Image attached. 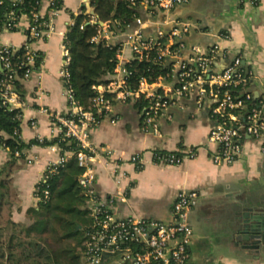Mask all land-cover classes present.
Returning a JSON list of instances; mask_svg holds the SVG:
<instances>
[{
	"label": "built area",
	"instance_id": "1",
	"mask_svg": "<svg viewBox=\"0 0 264 264\" xmlns=\"http://www.w3.org/2000/svg\"><path fill=\"white\" fill-rule=\"evenodd\" d=\"M36 1L37 6L30 13L17 16L11 10L3 28L17 30L21 17L26 15L29 23L24 30L25 44L16 47L0 43V68L4 73L0 80V96L10 110H20L17 114L20 120L23 112L19 107L21 97L15 81L29 79L42 64L44 55L33 44L56 32L55 20L62 9L61 0H48L45 11V0ZM125 1L134 10L129 21L101 22L96 15L89 14L91 19L87 23L99 25L92 42H105L118 48L115 69L107 82L93 86L97 94L92 98L89 109L79 105L75 99L69 71L71 53L67 42L63 43L59 75L65 88L67 109L50 115L58 129L56 137L60 141L72 139L81 149L78 152L62 151L60 141L54 143L51 149L61 153L47 164L36 191L47 185L43 189V198L48 199V181L61 172L72 156H76L78 165L84 169L79 182L88 199L85 208L92 217V223L85 227L83 257L86 264H103L108 260L112 264H123L128 260L133 264H195L191 248L196 238L188 216L199 200V192L180 190L173 204L172 220L168 222L117 216L116 201H125L129 191L108 195L101 194L95 187L96 173L92 163L101 154L91 142V130L104 119L117 121L118 116L114 113L117 103L143 101L140 112L144 128L146 131L153 128L157 133L162 119L173 118V107L185 109L186 101L193 99L198 109H208L213 121L208 140L216 144L217 149L211 154L212 161L217 165H231L241 157L248 136L260 138L264 134V107L254 101L249 91L250 79L241 57H234L224 68L217 69L214 63L222 49L219 43L205 50L198 44L189 45L185 41L194 24L175 12L189 0ZM251 1L255 3L258 0ZM223 37L229 39V35ZM133 61L147 63L149 71L154 72L152 66H159L165 72L154 79L143 75L138 86L134 87L131 82L134 71L130 68ZM42 111L49 113L47 108H42ZM31 125L36 126V121ZM15 133L21 135L18 129ZM37 141L41 144L45 140L38 137ZM0 145L10 152L2 138ZM103 151L108 158H115L114 174L123 175L122 164L119 163L121 157L116 159V150L106 147ZM21 154L27 157V150L15 151V156L20 157ZM197 154L198 148L192 147L186 153L155 152L154 155L156 163L178 165ZM34 159L30 157L27 162L31 164ZM129 161L138 168L144 165L143 156L139 153L133 154ZM118 252L124 253L120 260L115 257Z\"/></svg>",
	"mask_w": 264,
	"mask_h": 264
},
{
	"label": "crops",
	"instance_id": "2",
	"mask_svg": "<svg viewBox=\"0 0 264 264\" xmlns=\"http://www.w3.org/2000/svg\"><path fill=\"white\" fill-rule=\"evenodd\" d=\"M62 9L55 20L56 32L49 38L37 40L33 46L44 59L36 72L22 81L23 116L21 138L25 142L53 140L58 133L50 113L67 109L64 84L59 75L62 46L75 24V16L83 11L86 0H61ZM48 6L44 1L43 10ZM87 12V11H86ZM191 20L193 30L185 36L189 44L203 49L219 43L221 51L215 67L222 69L234 57H241L249 75V91L264 107V0H189L176 12ZM189 20V21H190ZM29 23L23 15L17 30L0 31V43L22 47L26 42L24 30ZM229 35V39L223 37ZM47 108L49 113L42 111ZM172 119H162L157 133L144 128L140 108L133 103H117L116 122L104 119L91 130V142L101 156L92 167L96 173L95 187L101 194H116L128 190L125 201L117 200L115 211L119 217L171 221L173 204L180 190L199 192L197 204L190 210L188 221L195 233L191 248L195 264H264V248L247 247L239 235L244 220L258 219L264 227V134L260 138L248 136L239 160L231 165H217L211 154L217 145L209 142L213 123L206 108L198 109L194 100L186 101V108L173 107ZM36 121V126L31 122ZM49 145L33 144L25 159H17L11 173L12 218L29 222L28 210L37 207L36 187L47 164L60 153ZM112 148L122 164L123 175L114 174L115 158H108L103 149ZM197 147L195 158H187L178 165L155 162V152L186 153ZM143 156L144 165L138 168L130 162L133 154ZM10 152L0 145V169L10 160ZM35 157L29 164L27 159Z\"/></svg>",
	"mask_w": 264,
	"mask_h": 264
},
{
	"label": "trees",
	"instance_id": "3",
	"mask_svg": "<svg viewBox=\"0 0 264 264\" xmlns=\"http://www.w3.org/2000/svg\"><path fill=\"white\" fill-rule=\"evenodd\" d=\"M0 4V30L4 28L8 21L11 10L17 16L30 13L37 6L36 0H1ZM95 8L96 16L99 21L107 22L110 20H130L134 10L129 7L125 0H89ZM91 19L86 12L85 6L79 15L75 16V24L69 29L65 41L71 53V63L69 71L71 83L74 89L75 99L79 105L85 109L91 106V100L97 92L94 85L107 82V78L113 73L117 62V46H108L105 42H92V38L97 34L99 25L87 23ZM84 24V27L81 26ZM130 68L134 71L131 78L132 85L138 86L141 76L147 75L154 79L165 69L159 66H152L154 72L149 71L150 66L145 62L133 61ZM4 73L0 68V80ZM21 80L15 81V86L23 99V86ZM255 101V100H254ZM257 102V101H255ZM145 102L140 101L134 104L140 108ZM19 109L10 110L3 104L0 96V138L10 148V160L0 169V264H62L61 256L57 254L45 242L44 234L47 226L43 217H49L54 211L61 215L56 216L65 227L64 238H71L84 231L85 227L76 218H66L77 212L82 213L86 210L85 206L78 205L82 199L79 195L81 186L79 177L84 171L78 165L76 156H72L66 166L61 169L48 181L50 195L48 199L43 197V189L47 185L40 186L36 191L38 198L37 207H32L28 213L32 216L29 222H18L12 218L11 210V173L17 159H25V155L15 156V151L23 152L33 144L40 143L37 140L25 142L20 134H16L18 129L21 131V120L17 118ZM60 138L56 137L51 141L45 140L42 145L59 143ZM62 151L70 150L78 152L81 147L72 139L60 141ZM40 197V198H39ZM56 201V203L54 202ZM81 225L80 229L77 227ZM84 248V247H83ZM73 248H67L62 252H71ZM103 264H112L109 260Z\"/></svg>",
	"mask_w": 264,
	"mask_h": 264
},
{
	"label": "rangeland",
	"instance_id": "4",
	"mask_svg": "<svg viewBox=\"0 0 264 264\" xmlns=\"http://www.w3.org/2000/svg\"><path fill=\"white\" fill-rule=\"evenodd\" d=\"M190 20V19H189ZM191 21V20H190ZM193 23V22H192ZM79 195L82 196V199L77 202V206L82 205L86 206L88 204V199L84 195V191L81 188ZM56 203V201H54ZM49 215V217H43L42 219L46 223L47 231L43 235L45 242L54 250L57 254L61 256L62 264H86L83 257V247L85 244V233L84 231L80 232L78 235L71 238H64V234L67 232L65 227H62V222L56 218V216L61 215L58 211H54ZM27 217L29 219L32 216L28 213ZM64 217L68 218H76L79 222H81L84 226H87L92 223V217L90 212L86 209L82 213L77 212L74 215ZM33 219V218H32ZM67 248H73L71 252H62ZM124 256L123 252H118L115 257L116 259H121ZM123 264H133L132 261L128 260L123 262Z\"/></svg>",
	"mask_w": 264,
	"mask_h": 264
},
{
	"label": "water",
	"instance_id": "5",
	"mask_svg": "<svg viewBox=\"0 0 264 264\" xmlns=\"http://www.w3.org/2000/svg\"><path fill=\"white\" fill-rule=\"evenodd\" d=\"M84 5L87 13L92 16L96 15L95 8L91 5L89 0H86ZM81 227L82 226L79 225L77 229H80ZM239 235L243 236L248 242L247 247L255 250L264 248V227L258 219H256L254 222L244 220L241 224Z\"/></svg>",
	"mask_w": 264,
	"mask_h": 264
}]
</instances>
